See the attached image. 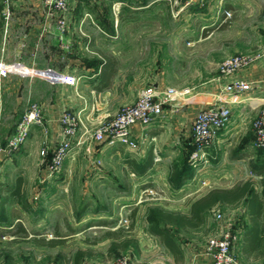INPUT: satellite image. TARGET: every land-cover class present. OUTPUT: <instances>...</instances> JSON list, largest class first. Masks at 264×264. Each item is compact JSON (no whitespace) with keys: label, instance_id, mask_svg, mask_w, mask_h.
<instances>
[{"label":"crops","instance_id":"crops-1","mask_svg":"<svg viewBox=\"0 0 264 264\" xmlns=\"http://www.w3.org/2000/svg\"><path fill=\"white\" fill-rule=\"evenodd\" d=\"M28 2L32 3L35 9H42L37 0H10V4L16 5L18 8L20 6L23 7ZM239 2H241L240 4H250L255 1L229 0L226 11L230 12L232 18H235V12L237 11L235 8ZM148 4L149 2L146 0L144 3L137 5L134 10L148 8ZM262 10L264 14V3ZM10 21L20 24L23 22L27 23L24 26L27 29L26 37L24 38V35H22L23 38L19 37V41L15 47L13 46V50L11 49L10 41V29L12 27ZM66 22V30L59 35L56 29L55 16L43 15L39 12H35L34 14L22 12L15 17H10L8 34H4L3 51L6 57L7 54H14V59L26 68L38 70L51 69L70 74L76 79L75 85L70 86L63 83H50L42 76L36 78L27 77L25 81H20L21 79L12 77V75L4 78L5 91L13 92L18 86L21 90L19 91V102H36L41 112L40 125H34L30 128L27 138L22 144L20 161L28 167H36L37 162L45 158V156L39 154L40 150L44 149L47 154L58 137V116L60 112L63 109H67L77 113L81 125L76 130L72 142L74 143L79 136L84 141L79 146H73L62 163L67 165L66 167L72 166L75 162L80 163L82 155L89 158H98L100 161L99 165L103 166V170L99 169L101 173L97 175L98 180H113L116 182L114 184L116 200L120 199L122 203L123 199H130L134 201L135 206H140L136 207L138 218L133 217V224L128 232L129 237L135 243L115 252L127 254L130 260L138 264H172V255L162 245L157 236L148 232V224L145 220L146 208L152 204L149 200H159V198L162 199L163 197L142 198L141 194L149 188L161 191L160 184L168 183V176L174 161L189 147L191 140L189 127L198 107L212 102L224 104L230 110L229 121L225 127L218 131L210 148L207 150V157L209 159L218 157L217 162L214 163L216 171L214 174L212 173V175L206 177L195 174L186 179L179 188H174L173 192L175 194L172 201H177L180 205L172 207V211L186 213L188 200L203 194L209 188H227L237 181L250 180L254 192L259 198V208L255 216H252L250 210L246 208L245 199L240 200L234 205L216 204L206 212L204 222L198 227L209 226L213 219L211 214L218 209H222L223 212L221 214L225 220L230 222L231 229L236 237L233 243L235 256L243 264H264V199L261 198V194L264 193V186L260 182L264 177V171L259 175H255L250 172L248 167L250 159L261 164L264 162V148L256 152L257 149L251 145L253 137L251 121L259 110L264 109V30L260 34L258 33L259 38L255 41L247 37L242 48H235L232 45L233 47L226 52V57L233 54L247 56L248 62L244 67L233 73L221 75L218 72L217 66L226 57L222 58L209 67L210 76L207 80L201 82V85H198L195 90L187 92L182 100L179 101L180 104L176 106L165 105L161 115L148 124L144 126L134 125L131 131L133 138L138 142V148L137 150H131L118 143L107 144L96 143L94 141L91 143V141H88L89 138L82 133L81 126L91 129V126L97 121L109 120L121 105L125 102H134L135 97L125 101L119 94L125 85L120 83L121 71L118 58L114 55V52L108 51L106 48L102 49L97 45L96 39L100 36L99 32H103L92 19L83 16L72 18L70 15H66ZM4 32L7 33V27L6 30L4 29ZM210 34L211 32L203 35L202 39H205ZM93 46L98 48L95 52L99 55L100 62L97 65L96 71L90 73L91 67L89 64L75 61V53L81 51L92 53L91 49ZM215 47L216 45L212 46L211 50ZM51 51L64 53L66 55L65 62L62 64L49 62L43 64L37 62L34 58L25 56L26 53L36 55ZM100 53L111 56L114 59L115 66L113 73L108 76L107 86L101 90H96L94 87L100 82V65L103 62ZM76 69L82 71L75 73ZM234 79L250 81V89L237 95L225 93L223 91L224 85ZM152 86L157 89L161 88L159 83L156 82H153ZM15 100L17 101V98ZM92 104H94L96 109L93 114L90 113V105ZM236 148L241 149L243 156L238 159H230L228 157L230 150ZM122 151L131 157H122ZM147 153L151 156V163L142 174H135L128 168L131 172L130 176L135 177L136 181L141 179V183L146 182L148 184L140 187L138 181L137 185L134 183L128 185L127 193H121L118 190V183L122 181V178L120 179V175L118 177L116 173L111 174L110 166L115 162L122 169L124 165H127L126 160H132L140 164L145 159ZM9 156L6 159L4 158L5 156H1L0 158L5 163V161L11 160V156ZM225 168L226 173L221 175L219 172L225 171ZM94 176L93 173L88 172L83 174L82 178L84 181L92 182L96 180L93 179ZM221 177L226 179V184L224 186L214 185L213 183ZM79 179V175L73 177V175L67 173L63 178L67 182ZM126 180L127 182H134L132 179ZM200 181L202 183H198ZM75 197L76 195L71 190H56L50 193L37 190L35 192L30 190L26 193L20 191L17 196L11 194L10 190H0V200L1 198L7 199L0 207L2 211L0 225H2L3 219L6 218L7 228H10L15 222H20L29 232V236H31L32 232L38 231L42 232V235L46 238H62L64 242L55 247L81 238L84 247H79L78 249L90 250L91 253L81 257L79 264H105L113 254L108 255L106 253L107 246L112 237L106 235L107 231L105 230L107 226L113 225L107 229L108 231H114L121 226L117 223L119 220L113 224L104 225L96 221L110 219V215H115L116 213L93 209V213L86 215L87 212L84 211L79 218H76L74 209L69 207V204L64 201L65 198H69L70 204H72ZM10 199L18 200L19 207L6 206V203L11 202ZM21 202H24L27 207H22ZM123 206L125 204L120 206L118 214L121 213ZM252 217L253 220H251ZM88 221H92L89 226L79 229L82 224ZM251 224H256V229L253 232H248L247 230ZM218 226L217 223L212 233L218 231ZM69 229H72V231H69ZM179 232L177 233V237L183 253L182 264H211L206 257L195 251L192 245H188L187 242L182 241L179 238ZM87 233L95 237L85 239L84 236H87ZM122 237L114 238V240L117 241ZM11 239V236L1 237L0 245L4 244L5 241H12ZM65 258L66 260L61 259V264H72L71 257ZM56 262V264H60L58 260Z\"/></svg>","mask_w":264,"mask_h":264},{"label":"rangeland","instance_id":"rangeland-1","mask_svg":"<svg viewBox=\"0 0 264 264\" xmlns=\"http://www.w3.org/2000/svg\"><path fill=\"white\" fill-rule=\"evenodd\" d=\"M37 1L39 2V0ZM145 1L67 0L66 15H70L72 18H77L78 16L91 18L103 32H99L100 36L96 39L97 45L102 49L106 48L108 51L114 52V55L118 58L121 71L120 83L125 85L119 94L125 101L134 97L136 100L139 92L145 87L152 86L153 82L159 83L161 86V88H158L159 90L165 87H173L178 90L184 89L187 92L195 90L198 85H201V82H204L210 76L209 67L226 57V52L233 47L232 45L235 48H242L247 37L255 41L259 38L258 33L260 34L264 30V14L262 13L264 0H254L255 2L250 4H240L241 2H239L235 8L237 10L235 18H232L230 12L226 11L229 0H148V8L134 10L137 5ZM23 7L20 6L18 8V6L10 4V0H0V61L2 62H18L14 59V54H7L6 57L3 51L4 34H8L10 17H15L22 12L27 14L39 12L43 15L54 16L53 13L44 7L41 10L35 9L34 5L29 2ZM10 24L12 26L10 29V41L11 49L13 50L19 41V37L23 38L22 35H24V38L26 37L27 29L24 26L27 23L11 22ZM6 27L7 33L4 32ZM210 32L211 34L208 37L202 39L203 35ZM214 45L216 47L211 50ZM96 49L98 48L93 46L91 49L92 53L88 51L75 53V61L89 64L91 67L90 73L96 71L100 62V57L95 52ZM25 56L34 58L37 62L43 64L47 62L62 64L66 59L64 53L57 51L43 52L36 55L26 53ZM81 71L76 69L75 73ZM20 72L24 75H12V77L21 79L20 81H25L27 77H41L32 75L33 71L25 67L21 68ZM40 75L46 77L44 73ZM6 77L8 75L0 77V157L5 156L4 158L6 159L10 155L11 160L3 163L0 158V190L11 189L14 185V179L19 176L22 179L20 183L21 192L26 193L30 190L35 192L37 190L50 193L56 190H71L76 195L73 198L74 202L70 204L69 198H65L64 201L74 211L84 205L86 207L84 210L87 212L86 215L93 213V209L105 210L109 213L115 212V215H110L109 220H119L117 223L123 228L127 226L129 213L132 210H135L134 216L138 218L136 207H140L139 205L135 206L134 201L130 199H123L122 203L120 199H115L116 190L114 189V184L116 182L113 180H98L97 175L101 173L99 169L103 170V166L90 167L89 164L93 158L82 155L80 163L75 162L68 167L62 163L58 172L47 178L44 177L46 158L38 161L36 167H28L20 161L22 144L27 138L30 128L34 125L39 126L41 122L32 123L28 126L26 137L18 146L13 148L7 146L21 119L22 113L29 105H37V103L30 101L20 103L19 91L21 90L18 86L13 92L5 91L3 80ZM16 98L17 101L15 100ZM132 103L125 102L123 105H131ZM97 122L91 127H94ZM88 141L93 143L91 139H88ZM263 148L257 149L256 152ZM121 156L124 158L131 157L129 154L123 153V151ZM207 156L206 162L200 159L192 163L186 150L176 158L172 166L178 172L183 167L186 168L187 173L189 170L192 171V176L196 174L206 177L215 173L214 163L218 160V157L209 159ZM110 167L111 174L116 173L118 177L120 175V179L122 178L118 186L123 194L126 193L124 192L126 179L134 181L127 182L128 185L132 183L137 185L138 181L140 187L148 184L146 182L141 183V179L136 181L135 177L130 176L131 172L127 165H124L121 169L118 163L113 162ZM88 172L93 173L95 175L93 179L96 180L92 182L84 181L82 175ZM66 173L73 175V177L79 175L80 179L71 182L64 181L63 178ZM219 173L224 175L226 168L225 171H220ZM198 183H202V181ZM213 184L224 186L226 179L221 177ZM160 185L161 191L149 188L141 194L142 198L163 197L162 199L159 198V200H149L152 203L149 206H159L166 210H172V207L180 205L177 201H172L175 194L173 192L174 188L168 183H161ZM10 201V203L5 205L19 207L18 200L10 199ZM124 204L125 206L122 207L121 213L118 214L120 206ZM221 212H223L222 209H218L211 214L213 219L209 226H201L179 232V238L187 242L188 245H192L193 249L202 255L201 248L203 243L207 237L214 234L212 231L217 225L214 214H221ZM6 223L7 219L5 218L2 225H6ZM112 226H107L105 231H108L107 229ZM84 237L89 239L95 236L87 233V236L85 235ZM82 243L83 240L78 238L59 247L47 248L35 246L25 241H5L4 244L0 245V264H56V260H66L65 257H71L75 250L79 247H84ZM183 246L186 245L184 244ZM121 256L129 257L125 253L114 252L110 258Z\"/></svg>","mask_w":264,"mask_h":264},{"label":"built area","instance_id":"built-area-1","mask_svg":"<svg viewBox=\"0 0 264 264\" xmlns=\"http://www.w3.org/2000/svg\"><path fill=\"white\" fill-rule=\"evenodd\" d=\"M42 7L54 14L56 18V29L61 35L66 30L67 0H39ZM248 62V57L242 54H234L222 59L217 66L221 75H227L244 67ZM23 66L19 62L5 63L0 61V77L11 75H24L20 72ZM26 68V67H25ZM39 75L44 73V77L50 83H63L75 85L76 79L67 73H60L51 69L38 70L27 68ZM30 74V73H29ZM28 75V74H25ZM250 81L234 79L224 85L223 91L232 95L240 94L249 90ZM187 91L178 90L173 87H165L161 90L149 86L143 88L131 105L119 107L116 113L107 121L99 120L94 127L87 129L81 126L82 133L96 143L114 144L118 143L131 150H137L138 142L133 138L132 127L134 125L144 126L153 119L161 115L165 105L176 106L180 104ZM96 111L94 104L90 105V113ZM229 108L220 103L212 102L202 104L196 110L192 122L190 123V142L194 149L189 154V160L195 163L202 159L206 162L207 150L210 148L218 131L226 126L229 121ZM41 122L40 108L36 104L29 105L22 113L21 119L16 127L14 134L9 139L7 146L13 148L22 143L26 137L28 126L32 123ZM81 121L77 113L63 109L58 116V137L52 146L51 155L46 161L45 178L53 176L61 168L63 160L70 153L73 146H79L83 139L79 136L74 143L72 142L76 130L80 127ZM252 142L255 149L264 147V109L258 111L251 121ZM40 155L46 154L45 150H40ZM99 160L93 158L90 167L99 165ZM215 221L218 223V231L207 237L201 248V254L206 257L211 264H243L233 252V243L236 239L231 229L229 221L225 220L222 214H214ZM105 264H138L128 257H113L108 259Z\"/></svg>","mask_w":264,"mask_h":264},{"label":"trees","instance_id":"trees-1","mask_svg":"<svg viewBox=\"0 0 264 264\" xmlns=\"http://www.w3.org/2000/svg\"><path fill=\"white\" fill-rule=\"evenodd\" d=\"M103 62L100 65V79L98 84L95 85L96 90H101L105 88L108 84V76H110L114 71L115 62L111 56H106L100 53ZM194 149V145L190 142L189 147L186 149L187 154ZM51 155V150L45 154L46 160L49 159ZM242 151L241 149H232L230 150L228 157L230 159L241 158ZM128 167L135 174H142L143 171L149 167L151 163V156L147 153L145 159L142 163L137 164L132 160L125 161ZM184 164V163H183ZM248 167L252 174L259 175L264 171V162L261 164L257 161H248ZM192 176V171L186 172V168L181 167L179 172L174 166L171 167L170 173L168 176V183L172 188H179L182 183ZM261 184L264 186V177L260 180ZM20 183L21 177L17 176L14 179V185L11 189V194L17 196L20 192ZM3 190V189H2ZM121 190V189H118ZM123 191V190H122ZM124 192H128V184L126 182V188ZM19 198V197H17ZM261 198L264 199V193L261 194ZM245 199V206L250 210L252 216H255L259 208V198L254 192L252 187V182L250 180L237 181L232 186L227 188L222 187H212L207 189L203 194L188 200L187 202V212L182 213L179 211L166 210L159 206H148L146 208L145 220L148 224L147 230L150 234L155 235L159 238L162 245L170 252L173 257L172 264H182L183 262V253L180 247L177 233L179 231H186L190 229L198 228L203 222L206 212L215 206L216 204L224 205H234L240 200ZM6 198L0 200V207L4 204ZM21 206L26 208V204L21 202ZM85 206H81L77 211H75V217L79 218L85 210ZM2 211L0 210V221L2 220ZM134 210L129 213L128 224L125 228L118 227L114 231H107L106 235L112 237V240L107 246L106 253L109 255L114 253L117 250H123L128 245H133L134 240L129 237V231L133 224ZM253 220V217L252 219ZM117 220L101 219L96 222L101 224H113ZM92 221L85 222L80 226L79 229L85 228L90 225ZM254 222V221H253ZM8 225H0V238L4 236H11V240L16 241H30L36 246H43L47 248H53L57 245H60L64 242L62 238H46L43 236L42 232H32L29 236V232L23 227L20 222H15L10 228H7ZM256 229V224H251L248 232H253ZM72 231V229H69ZM56 232V231H54ZM121 239L117 241L114 238ZM90 250H81L77 249L71 256L72 264H79L81 257L84 255L90 254ZM61 260H58L60 262Z\"/></svg>","mask_w":264,"mask_h":264}]
</instances>
